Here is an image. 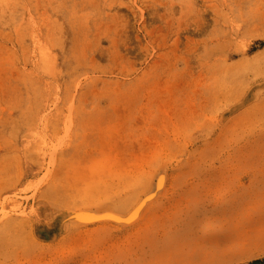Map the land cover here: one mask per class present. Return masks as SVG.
I'll use <instances>...</instances> for the list:
<instances>
[{
  "label": "rangeland",
  "instance_id": "374dc122",
  "mask_svg": "<svg viewBox=\"0 0 264 264\" xmlns=\"http://www.w3.org/2000/svg\"><path fill=\"white\" fill-rule=\"evenodd\" d=\"M261 259L264 0H0V264Z\"/></svg>",
  "mask_w": 264,
  "mask_h": 264
},
{
  "label": "bare ground",
  "instance_id": "6f19581e",
  "mask_svg": "<svg viewBox=\"0 0 264 264\" xmlns=\"http://www.w3.org/2000/svg\"><path fill=\"white\" fill-rule=\"evenodd\" d=\"M165 182H166L165 176L159 175L157 177V180H156V191L153 194H147L146 196H144L142 198V200H140L138 202V204L134 207V209L130 212V214L127 217L121 218L122 220L118 219L120 222H115V221H118L117 218H119V216L117 214L112 213V212H106L103 214H94L95 212L94 213L88 212L85 214L78 215V216H80V218H78V219L83 220V223L85 222L84 225H78V226H82V227H86V228H93V227H98V226H102V225H113V226L118 225L119 226L122 224H124V225L133 224L138 219V217L140 216V214H141L142 210L145 208V206L149 202L154 200L155 197L157 196V194L164 189ZM69 215L71 216L72 214H68L67 216L70 217ZM78 216H76V217H78ZM74 220H75V218H74ZM78 224H80V223H78Z\"/></svg>",
  "mask_w": 264,
  "mask_h": 264
},
{
  "label": "trees",
  "instance_id": "16d2710c",
  "mask_svg": "<svg viewBox=\"0 0 264 264\" xmlns=\"http://www.w3.org/2000/svg\"><path fill=\"white\" fill-rule=\"evenodd\" d=\"M250 264H264V259L255 260V261L251 262Z\"/></svg>",
  "mask_w": 264,
  "mask_h": 264
}]
</instances>
